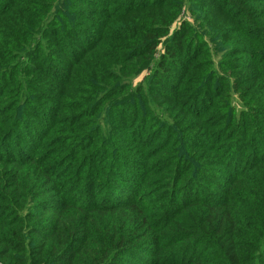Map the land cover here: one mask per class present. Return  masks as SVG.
Masks as SVG:
<instances>
[{
    "label": "trees",
    "instance_id": "trees-1",
    "mask_svg": "<svg viewBox=\"0 0 264 264\" xmlns=\"http://www.w3.org/2000/svg\"><path fill=\"white\" fill-rule=\"evenodd\" d=\"M195 3L199 25L174 29ZM217 52L264 60V0H0L1 80L40 75L59 101L103 91L74 115L52 110L33 150H6L26 116L0 102V264H264V71L251 115L222 101L198 112ZM164 103L177 128L159 141L145 130ZM74 117L82 131L52 140Z\"/></svg>",
    "mask_w": 264,
    "mask_h": 264
},
{
    "label": "rangeland",
    "instance_id": "rangeland-1",
    "mask_svg": "<svg viewBox=\"0 0 264 264\" xmlns=\"http://www.w3.org/2000/svg\"><path fill=\"white\" fill-rule=\"evenodd\" d=\"M187 4L180 11V15L173 26L174 29L177 28V26L182 25L184 22L191 25H199L198 20H200L202 16H206L204 14L198 15L196 13V10L199 8V3H195L192 9ZM209 15L210 17H212L214 15V12L209 11ZM215 23H218V21H216ZM224 26H226V32L231 30V25ZM83 42L85 43L88 41L84 39ZM217 46L223 48V50H228V47L224 46L222 41L221 43H218ZM163 54L164 49L163 45H161L158 48L156 58L158 59ZM50 57L54 56L50 55ZM213 57L215 61L217 80L210 88V94L208 96H200L195 101L196 111L204 112L203 106H207L209 103L222 101L228 104V108L231 109L232 112H234L235 116L239 115V113L242 114L245 112L251 115L252 113H250V110L252 108H256V105L253 102L249 101L248 94L252 91L253 87L257 89L262 87L258 86V83L262 81V79L260 78V72L264 71V60L260 59L258 62H254L247 58H243L242 56L229 59L219 52L214 53ZM62 60L63 59H57V61L59 62H62ZM229 60H231L233 66L238 68L236 71L231 72L227 69L226 65L229 64ZM255 64H258V68L255 67ZM143 77H145V73L135 81V84L140 82ZM1 78L7 77H0V102H5L8 106L12 105L14 109L19 105H24L22 111L26 116V119L23 118L24 120L22 123V131L24 130L25 133L22 135H18L17 133V135L6 141L4 145L7 151L14 150V148L12 147L17 146L21 143H23V145H25L27 149L33 150L37 144H42L41 142L45 141L47 142L48 140H45L46 136L50 130H55V119H57L59 115V113L56 114L52 110H55L56 108L58 109L59 106H63L64 102V105L66 107L73 108V110L68 114L74 115L80 110L78 106L83 104H90L89 101L93 98L92 94H97L98 96H102L103 94V91L101 90H97L95 93H93V91L87 89L89 86H74V89L71 92V94L73 95L68 99L59 101L56 93L61 92L63 90V87L56 86L48 79H43L40 75H25V78H27V81L30 85L21 86L22 88H20V86H8V80H1ZM178 80L179 77L167 79L170 86L174 88L178 84ZM132 87L135 88L137 86ZM145 87L146 86H144V88ZM76 88H78L80 91L78 92ZM186 88H189V86H186ZM19 94H21L23 97H20ZM115 98H121V96ZM4 105L5 104H3V106ZM123 105L124 102L122 99H118L116 101V108H122ZM164 105L167 106V104H161L162 112L164 114H161L163 122L158 123L155 120L149 121L148 127L145 130V135H151V137L156 136L159 141H163L164 138H169V136L177 128L176 122L167 118L169 105L167 107H164ZM1 106L2 104L0 105V107ZM221 114L223 117L226 116L224 115L223 110H221ZM64 118H69V116L65 115ZM254 118H256L258 126H264L263 115H256ZM78 119L79 118L74 117V120L71 119L70 122L67 121L63 126V129L59 133L55 134L52 140L57 138L60 141L62 139L68 138L69 134L67 133V131L69 127H67V124L69 123L74 124V127L77 128L76 132H81L82 129H79L77 125L80 126V122L82 121ZM10 124L11 123H8L6 125V128H8ZM29 131L31 132V134L28 135ZM51 136L52 135L49 134V139ZM30 142L36 143L31 144ZM248 148L250 151L252 149V146H249ZM247 153L248 152H246V155ZM67 155L68 153L66 152V156Z\"/></svg>",
    "mask_w": 264,
    "mask_h": 264
}]
</instances>
